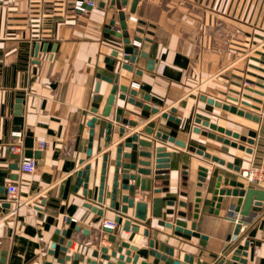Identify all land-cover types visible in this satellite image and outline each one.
Wrapping results in <instances>:
<instances>
[{
	"label": "crops",
	"instance_id": "crops-1",
	"mask_svg": "<svg viewBox=\"0 0 264 264\" xmlns=\"http://www.w3.org/2000/svg\"><path fill=\"white\" fill-rule=\"evenodd\" d=\"M122 1L100 0L86 14H74L65 0H0V261L5 258V264H109L118 258L103 260L101 249L108 248L111 254L122 243H128L138 248V252L131 253V258L140 256L138 264H168L149 255V242L154 239L156 251L164 254L166 247H173L174 260L181 263L187 255L193 258L191 264H264V200L238 236L234 235L236 224L228 219L226 209L212 215L210 207H202L200 218H193L196 194L206 192V187H198L200 167L209 170L208 181L212 176L223 175L242 182L240 172L249 168L253 156L261 151L262 144L256 140L259 122L202 98L260 116L261 111L253 106L261 108L256 100L263 98L257 91H263L260 85H264V77L258 75L264 66V0H138L134 13L131 9L135 0H128L125 7ZM120 12L126 14L130 44L117 36L121 32ZM136 37L142 39L139 47L134 42ZM136 49V62H127L125 57L132 56ZM124 65L133 66L134 70H126ZM117 78L119 91L110 116L106 117L104 112ZM133 82L139 83L140 88L134 89ZM123 87L136 91L137 96L129 91L123 93ZM213 116L229 118L235 128L213 122ZM117 117L135 122L137 127L124 126L116 122ZM93 118L98 122L89 157V123ZM198 119L239 134L240 139H235L215 133L238 147L195 133L197 128L207 130L197 123ZM244 120L258 126L243 127L240 122ZM109 123L113 124V132L107 147L105 130ZM121 128L126 130L123 136ZM148 128L152 134L146 133ZM14 132L24 134L22 154L10 149L17 143L12 137ZM158 133L183 142L186 147L158 139ZM134 135L139 136V142L153 141L154 147L165 146L172 154L170 180H153L152 190L145 192L137 188L131 193L120 188L116 208L112 209L117 148L132 142ZM250 139L255 144H250ZM42 142L47 148L41 149ZM241 146L246 149L241 150ZM198 150L223 159L240 171L207 160L197 154ZM140 152L152 149L139 145L136 153L124 148V153L133 154V159H124L123 163L144 168L139 162L147 159L140 157ZM106 155L110 160L104 201L100 203ZM22 158L37 160L34 173L20 170ZM88 165L89 182L79 185L78 174ZM184 166L189 167L188 181L183 175ZM122 174L137 171L122 169ZM142 178L152 179L153 175ZM10 184H17L20 199L30 202L13 216L10 210L14 205L7 202ZM122 184L132 186L135 182L121 179ZM252 188L264 191V187ZM123 196L148 203L146 223L136 219L135 208L127 214L121 212ZM157 199L162 201L164 214L159 219L153 217V201ZM169 202L175 205L168 206ZM181 202L188 203V208L181 207ZM168 210H174L175 215L167 216ZM178 212L188 213L187 229L196 223L201 237L159 225L160 220H165L175 226L180 220ZM127 220L140 232L125 231ZM106 221L117 224L114 244L108 242L110 235L104 231ZM146 229L150 230V237H145ZM239 250L246 256L237 254Z\"/></svg>",
	"mask_w": 264,
	"mask_h": 264
},
{
	"label": "water",
	"instance_id": "water-1",
	"mask_svg": "<svg viewBox=\"0 0 264 264\" xmlns=\"http://www.w3.org/2000/svg\"><path fill=\"white\" fill-rule=\"evenodd\" d=\"M128 4V0L122 1V6L125 7ZM138 4V0H135L131 9V12H135V8ZM119 19L121 20V32H117V36L124 38L126 44H130V35L128 32V26L126 21V14L124 12L119 13ZM135 43H141L142 39L139 37L134 38ZM138 56V49L135 50L134 54L132 56H126L125 60L127 62L135 63ZM143 57H147L146 54H142ZM264 64V62H262ZM124 69L133 71V66L130 65H124ZM112 82V80H110ZM260 87H264V85H260ZM123 93H127L129 90L127 87H123L120 89ZM249 90L253 91L249 88ZM119 91L118 87V78L115 80V86L113 87L111 94L108 99V105L105 109L104 116L108 117L110 116L112 106L115 102L116 95ZM132 96H137V92L134 90L129 91ZM259 95H263L261 91H257ZM126 96H121V99H125ZM204 101H207L211 105H215L219 108H223L226 111H229L233 114H237L241 117H245L247 119H252L255 122H260V117L258 116H252L249 113L244 112L243 110H239L236 106H230V105H224L219 101H215L214 99H207L206 97L202 98ZM234 102H238L239 100L236 98H231ZM134 100H131L133 102ZM258 103L261 104L260 100H256ZM245 106L252 107L250 103L243 102ZM258 111H261V108L259 106H253ZM145 110H153L154 113H159V110L152 109L151 107H145ZM164 117H169L168 114H164ZM171 120H175L173 117H170ZM98 120L97 118H93L91 122L89 123V127L91 128L90 131V152L89 157L92 156V146H93V140H94V133H95V127ZM116 122L122 123L124 126H130L132 128H136L137 124L135 122H130L128 120H122L120 117L116 118ZM177 122H180V120H177ZM198 124H202L207 130H202L201 128L195 129V133L201 134L205 137H208L212 140H217L220 143H224L228 146H233L234 148L238 147V144L235 142H231L229 139H225L222 136H217L215 133L225 134L227 136H233L235 139H240L239 134L233 133L231 130H226L222 127H219L217 124H213L210 121H202L201 119L197 120ZM211 130L212 132H209ZM113 132V124H107L106 130H105V140H106V146H110L111 137ZM126 133V130L124 128L120 129V135L123 136ZM146 133L152 134L153 130L151 128H148L146 130ZM158 139H162L164 141H168L172 144H176L177 146H180L182 148L186 147V144L183 142L176 141L174 138L169 137L167 135H162L161 133L157 134ZM250 144H255V140L250 139ZM139 145L147 148L152 149V152H140L139 156L142 158H145L147 160H142L139 162V165L144 168H138V164H124V159H133V154L124 153V148H129L133 152L139 151ZM246 149L244 146H241V150ZM192 151L194 152L195 149L192 148ZM251 152L252 150H248ZM197 154L204 156L207 160H211L214 163L220 164L221 166H226L228 169H234L236 171H240V168L234 167L232 164H227L225 160L220 159L216 156H212L208 153L203 152L202 150H198ZM172 154L167 152V148L165 146L161 147H154L153 141H141L139 142V136L134 135L132 136V142H128L125 144H121L117 148V155H116V162H115V174H114V182H113V189H112V203L111 208H116V201L118 198L119 190L128 191L131 193H134L137 188H140L142 192L145 191H151L152 190V183L154 181H169L170 180V162H171ZM103 170H102V178H101V191H100V197L99 202L102 203L104 201V191L106 187V178L108 173V162L110 160V156L106 155L103 158ZM91 169V166L88 165L86 167V170L79 172V185H82L84 182L88 184L90 175L89 171ZM122 169L128 170V171H137V174H122ZM189 167L184 166L183 168V175L185 177V180H189ZM199 184L198 187L200 189H204L206 187V192L203 193L202 191L197 192L196 199H195V211H194V219L198 220L200 218V214L203 209L209 208V213L212 215H219L221 210L226 209L229 213L228 219L231 222H234L236 224L234 235L238 236L240 234L241 228L243 224H247L249 220H251V215L253 213H256L260 210L263 200H264V191L263 190H257L253 188H246L245 185L242 182H237V180L232 179L230 177H225L223 175H219L216 178L212 176L210 181H208L209 178V170L205 167L199 168ZM151 179H143L142 176H152ZM214 175V173H213ZM124 181H134L135 185H128V184H122L120 185V180ZM88 185H85V188H87ZM162 190H154V193H160ZM211 195V197H210ZM182 196L188 197L187 193H183ZM122 202L124 206L121 209V212L123 214H127L130 208H135V217L136 219L146 223L147 220V211H148V203L146 202H136L134 197L130 196H123ZM174 202H169L168 206H174ZM180 206L183 208H188V203L181 202ZM163 211H162V201L157 199L153 201V217L155 218H161L163 217ZM167 216H174L175 211L174 210H168L166 212ZM177 216L180 218L175 223V226L172 222H166L165 220H160L159 225L166 227V228H175V231L184 234L187 236H194V237H201L200 234L196 232L197 224L194 223L192 225L191 229H187V223L185 222L188 218L187 212H178ZM120 217L116 219V222H119ZM125 231H132L134 233H139L140 229L138 227H131V221L127 220L126 226L124 228ZM104 231L108 233L110 236L108 238V242L114 244L117 241V236L113 234V230L110 228H104ZM145 237H150V230L146 229L144 232ZM70 242L68 244V247H71ZM149 247L151 248V251L149 252V255L156 258L157 260L164 261L168 264H191L193 263V258H190L189 256H185L184 263L179 262L178 260H174V256L176 253V249L173 247H166L164 254L158 252L155 250L156 248V240L151 239L149 242ZM124 249H128L125 254H123ZM246 249V248H245ZM67 248L64 249L66 251ZM102 256L101 258L105 261H109L111 258H118V261L116 263H109V264H138V261L140 259L139 255H135L133 258H131L132 252H138V248L136 246H131L128 243H122L117 249L113 250L110 254V251L108 248H102L101 249ZM237 254L246 256V252H242L239 250ZM99 253H96L95 256L98 257ZM78 259V257H76ZM237 261H240L238 257L234 258ZM68 260V258L66 259ZM61 263L64 262V260H60ZM242 263H244V260H242ZM0 264H5V258H2L0 261ZM88 264H98L96 262H88ZM147 264V263H142ZM224 264V261L221 263Z\"/></svg>",
	"mask_w": 264,
	"mask_h": 264
},
{
	"label": "built area",
	"instance_id": "built-area-1",
	"mask_svg": "<svg viewBox=\"0 0 264 264\" xmlns=\"http://www.w3.org/2000/svg\"><path fill=\"white\" fill-rule=\"evenodd\" d=\"M69 9L74 14H86L90 9L96 8L100 0H65ZM132 21H137L135 18H131ZM137 47L140 46V43H135ZM264 72V69H262ZM132 87L134 89H139L140 84L133 82ZM262 97L264 98V87ZM261 114H260V125L257 131L256 140L259 142L263 139V144L261 146V151L259 154H256L252 158L251 166L247 169H244L240 172L242 183L246 188H252V186L264 187V135L262 136V130L264 128V100H261ZM12 137L17 140V143L11 146V151L16 154H22L21 140L24 137L22 132L12 133ZM41 149L47 148L45 142L40 143ZM37 169V160L35 158H22L20 161V170L24 173H34ZM7 202L14 205V208L10 210V215H16L22 208L30 205V202H25L20 199L19 196V187L17 184H10L7 188ZM117 224L114 221H106L103 224V228H110L114 230ZM243 228V227H242ZM241 228V230H242Z\"/></svg>",
	"mask_w": 264,
	"mask_h": 264
},
{
	"label": "rangeland",
	"instance_id": "rangeland-1",
	"mask_svg": "<svg viewBox=\"0 0 264 264\" xmlns=\"http://www.w3.org/2000/svg\"><path fill=\"white\" fill-rule=\"evenodd\" d=\"M229 39H231V38H229ZM262 51H263V49H262ZM261 51V52H262ZM236 55V54H235ZM263 65V64H262ZM263 69H264V66H261ZM260 71L261 72H263L262 71V69H260ZM261 72H258V75H261V76H263L264 77V73H261ZM255 82H260V80L259 79H256V80H254ZM262 100H264V98H262ZM211 120L213 121V122H215V123H217V124H220V125H222V126H226V127H232V128H235L234 126H232L233 124L235 125V123L234 122H231L230 121V119L229 118H225V117H221V116H213L212 118H211ZM241 120V119H240ZM241 124H242V126L243 127H247V128H253V129H255L258 125H256V124H254V123H251V122H248V121H241L240 122ZM242 127V128H243ZM259 127V126H258ZM241 129V128H240ZM242 130V129H241ZM264 135V128H263V130H262V136ZM258 144H263V139H261L259 142H258Z\"/></svg>",
	"mask_w": 264,
	"mask_h": 264
}]
</instances>
